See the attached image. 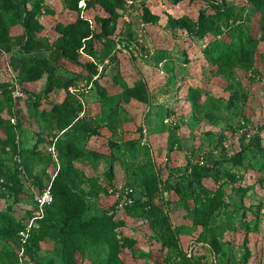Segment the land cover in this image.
Listing matches in <instances>:
<instances>
[{"label": "rangeland", "instance_id": "1", "mask_svg": "<svg viewBox=\"0 0 264 264\" xmlns=\"http://www.w3.org/2000/svg\"><path fill=\"white\" fill-rule=\"evenodd\" d=\"M17 2L0 13V264H264V8L124 0L107 38L65 53L60 26L81 17L94 31L105 9ZM235 19L252 49L213 63L207 47L231 40L215 26ZM15 83L24 95L10 102ZM59 172L82 218L112 219L133 248L66 252L46 220L64 209Z\"/></svg>", "mask_w": 264, "mask_h": 264}, {"label": "trees", "instance_id": "2", "mask_svg": "<svg viewBox=\"0 0 264 264\" xmlns=\"http://www.w3.org/2000/svg\"><path fill=\"white\" fill-rule=\"evenodd\" d=\"M89 6L99 4L109 16L96 15L94 17L95 24L99 27L91 30L87 19L78 17L76 21L68 24L61 25L62 37L60 41L61 49L65 53H72L77 48L81 47L85 41L87 44L91 43L93 38H107L108 30L111 22L113 21V15L116 7H120L124 0H85ZM259 9L264 8V0H250ZM77 2V0H76ZM17 0H0V13H5L9 8L15 7ZM26 9V8H25ZM36 11V10H34ZM29 10L26 12L25 19L27 23H31L35 12ZM3 17L0 16V23ZM204 23V24H203ZM208 24L211 28L213 23L210 21L201 22V25ZM181 25H184L183 23ZM2 25L0 24V27ZM228 29L224 32L220 30L219 26H215V30L219 31L223 35H228L231 40L228 41L224 37L223 39L216 38L212 46H208L206 51L209 59L213 63H218L227 59H236L238 56V49L236 46H240L243 49H252L248 45L247 40L251 39L250 27H247L243 22H238L237 19L233 20L232 23L227 24ZM244 37H247L245 40ZM248 46V47H247ZM240 50V49H239ZM30 58H24V60L31 62ZM37 66L43 65L41 61H35ZM2 95V94H0ZM12 92L9 91V100L12 101ZM14 98V97H13ZM20 98V97H19ZM15 99V98H14ZM16 100V99H15ZM8 104H5L0 100V113L7 108ZM10 107L12 104L9 105ZM12 111V110H11ZM15 116L14 114H12ZM12 116V117H13ZM11 120V118H10ZM66 121L61 120L60 125L66 128ZM11 125H15L10 123ZM7 131L10 133L11 127H7ZM146 189L149 196L153 197L154 193L157 192V180L151 178L146 182ZM52 190L64 209L62 214H47L46 220L52 225V232L55 236L63 243L64 249L70 255H74L77 252H83L87 244H101L107 243L110 247L111 255L115 258L120 255L124 248H133L136 244L134 239L126 236H122L120 239L117 238L118 232L115 229V225L112 219H105V217H94L90 219H83L82 214L85 210V206L80 202L77 194L72 190L67 182L60 177V172L57 174L53 181ZM65 210V211H64ZM9 232H3V235Z\"/></svg>", "mask_w": 264, "mask_h": 264}, {"label": "built area", "instance_id": "3", "mask_svg": "<svg viewBox=\"0 0 264 264\" xmlns=\"http://www.w3.org/2000/svg\"><path fill=\"white\" fill-rule=\"evenodd\" d=\"M12 95H13V97L16 99V98H19V97H22L23 95H24V93H23V91H22V89L20 88V86H18V84H13V87H12ZM11 122L13 123V124H15L16 122H17V120H16V118L13 116V117H11ZM47 194H50V192L49 193H47ZM52 200V198L50 197L49 198V201H51ZM44 203H42V205H43Z\"/></svg>", "mask_w": 264, "mask_h": 264}]
</instances>
